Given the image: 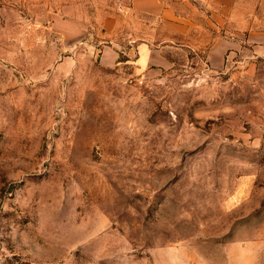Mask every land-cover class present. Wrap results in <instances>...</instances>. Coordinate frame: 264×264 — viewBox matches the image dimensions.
<instances>
[{
    "label": "rangeland",
    "instance_id": "obj_1",
    "mask_svg": "<svg viewBox=\"0 0 264 264\" xmlns=\"http://www.w3.org/2000/svg\"><path fill=\"white\" fill-rule=\"evenodd\" d=\"M190 6L0 0V264H264V57L210 69Z\"/></svg>",
    "mask_w": 264,
    "mask_h": 264
},
{
    "label": "crops",
    "instance_id": "obj_2",
    "mask_svg": "<svg viewBox=\"0 0 264 264\" xmlns=\"http://www.w3.org/2000/svg\"><path fill=\"white\" fill-rule=\"evenodd\" d=\"M202 3L210 13L206 15L207 21L215 35L207 51L210 69L221 70L239 62L250 64L264 57V17L259 13L258 2L249 9H242L239 0H202ZM132 4L137 10L161 15L169 30L188 33L190 0H132ZM107 17L106 27L110 30L115 26V16L110 13ZM138 61L143 69L167 64L158 47L147 43L140 45Z\"/></svg>",
    "mask_w": 264,
    "mask_h": 264
}]
</instances>
